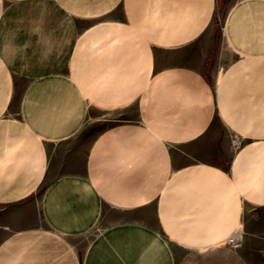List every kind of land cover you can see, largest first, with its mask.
Listing matches in <instances>:
<instances>
[{
  "label": "crops",
  "instance_id": "1",
  "mask_svg": "<svg viewBox=\"0 0 264 264\" xmlns=\"http://www.w3.org/2000/svg\"><path fill=\"white\" fill-rule=\"evenodd\" d=\"M0 264H264V0H0Z\"/></svg>",
  "mask_w": 264,
  "mask_h": 264
},
{
  "label": "built area",
  "instance_id": "2",
  "mask_svg": "<svg viewBox=\"0 0 264 264\" xmlns=\"http://www.w3.org/2000/svg\"><path fill=\"white\" fill-rule=\"evenodd\" d=\"M233 139H234L235 145L237 146L240 145L241 139L238 136H234ZM238 236H239V232H234L227 238L226 242L233 247H237L241 243V234L239 238Z\"/></svg>",
  "mask_w": 264,
  "mask_h": 264
},
{
  "label": "rangeland",
  "instance_id": "3",
  "mask_svg": "<svg viewBox=\"0 0 264 264\" xmlns=\"http://www.w3.org/2000/svg\"><path fill=\"white\" fill-rule=\"evenodd\" d=\"M234 145H235V142H234ZM237 145H235V147H236ZM241 244V243H240ZM240 244H239V246H240ZM239 246H237V247H239Z\"/></svg>",
  "mask_w": 264,
  "mask_h": 264
},
{
  "label": "bare ground",
  "instance_id": "4",
  "mask_svg": "<svg viewBox=\"0 0 264 264\" xmlns=\"http://www.w3.org/2000/svg\"><path fill=\"white\" fill-rule=\"evenodd\" d=\"M240 237V233H239V236H238V238Z\"/></svg>",
  "mask_w": 264,
  "mask_h": 264
}]
</instances>
